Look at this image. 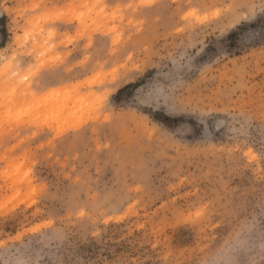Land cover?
I'll return each instance as SVG.
<instances>
[{
	"label": "rangeland",
	"instance_id": "374dc122",
	"mask_svg": "<svg viewBox=\"0 0 264 264\" xmlns=\"http://www.w3.org/2000/svg\"><path fill=\"white\" fill-rule=\"evenodd\" d=\"M3 17L0 264H264V0Z\"/></svg>",
	"mask_w": 264,
	"mask_h": 264
},
{
	"label": "trees",
	"instance_id": "16d2710c",
	"mask_svg": "<svg viewBox=\"0 0 264 264\" xmlns=\"http://www.w3.org/2000/svg\"><path fill=\"white\" fill-rule=\"evenodd\" d=\"M5 20V18L3 17V18H0V22H2V21H4ZM5 38H6V36H5ZM5 38H4V40H5ZM1 46H3V45H1Z\"/></svg>",
	"mask_w": 264,
	"mask_h": 264
}]
</instances>
